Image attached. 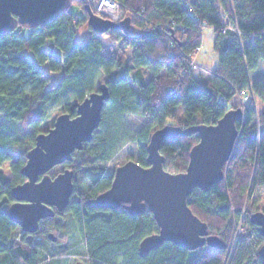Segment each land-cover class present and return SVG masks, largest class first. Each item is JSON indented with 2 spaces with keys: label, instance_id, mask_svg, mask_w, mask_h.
<instances>
[{
  "label": "trees",
  "instance_id": "obj_1",
  "mask_svg": "<svg viewBox=\"0 0 264 264\" xmlns=\"http://www.w3.org/2000/svg\"><path fill=\"white\" fill-rule=\"evenodd\" d=\"M115 1L123 18L130 17L126 29L98 31L89 23L87 0H73L83 14L77 16L68 7L62 17L46 25L19 24L0 36V264L66 263L71 247L51 229L57 240L48 237V229H42L45 220L63 233L70 232L72 223L78 224L85 236L88 264H264L259 254L264 237L257 226L256 235L247 233L238 240L229 262L226 248L205 244L189 250L171 240L142 256V238L160 229L149 210L132 215L124 207L98 209L87 204L111 187L115 169L108 172L102 163L122 142L138 141L142 149L136 160L149 166L146 145L155 129L166 124L184 128L215 124L231 108L242 107L244 117L237 122L238 139L224 165V177L210 191L196 187L188 204L207 222L210 234L219 235L227 245L246 198L249 223L253 213L264 211L254 203L256 190L264 188V107L258 110L256 104H264V78L251 77L264 60V0ZM92 9L102 19L109 18ZM204 25L215 29L220 62L207 80L196 74L200 65L194 66ZM24 29L29 35H24ZM81 30L85 35H78ZM46 44L59 48L62 55L45 48ZM45 68L63 72L60 81L51 84ZM103 82L110 88V97L100 127L63 167L74 169L71 203L42 220L37 232L22 231L15 237L19 225L9 217L14 202L11 189L26 181L21 170L37 134L52 127L49 118L56 112L75 117L73 106ZM242 91H252L254 98L239 101ZM132 113L146 116L150 124L128 131L122 118ZM20 126L32 127L34 132L28 136ZM199 140L195 132L166 138L160 148L165 169L186 171L191 148Z\"/></svg>",
  "mask_w": 264,
  "mask_h": 264
},
{
  "label": "water",
  "instance_id": "obj_2",
  "mask_svg": "<svg viewBox=\"0 0 264 264\" xmlns=\"http://www.w3.org/2000/svg\"><path fill=\"white\" fill-rule=\"evenodd\" d=\"M86 2V0H79ZM73 0H0V36L17 28L19 24L35 27L46 25L63 16ZM89 23L100 32L109 28L126 29L130 17L114 21L94 13L86 2ZM110 97L105 82L83 102L73 106L77 115L60 113L54 125L36 136V142L26 155L22 174L26 181L12 187L13 203L8 209L10 219L26 233L39 230L42 220L54 217L71 203L75 192L74 169L65 168L57 175L49 171L58 164L73 160V153L85 147L100 127L103 108ZM244 117L243 108H231L215 124H198L184 128L178 124H166L155 129L146 145L147 163L143 166L136 159H128L115 168L111 187L87 200L91 208H126L132 215L149 210L158 227V233L148 234L139 244L140 254L147 256L166 241L184 245L189 250L207 244L225 249L227 243L219 235L210 234L209 225L196 215L188 204L191 192L196 188L210 191L225 175L224 165L230 160L238 139L237 122ZM199 133V142L191 148L189 165L184 172H170L164 167L162 143L168 137ZM264 237V211L257 210L250 216ZM48 237L57 240L54 232ZM259 254L264 257V245ZM73 264H88L76 261Z\"/></svg>",
  "mask_w": 264,
  "mask_h": 264
},
{
  "label": "rangeland",
  "instance_id": "obj_3",
  "mask_svg": "<svg viewBox=\"0 0 264 264\" xmlns=\"http://www.w3.org/2000/svg\"><path fill=\"white\" fill-rule=\"evenodd\" d=\"M70 10L78 16L83 14L81 8L78 6L77 3L73 2L70 6H69ZM83 30V27H82ZM82 30L80 31V33L78 34L80 35H85V33L82 32ZM202 48L197 51V54L195 56V60L196 63L200 65L199 70H196V74L197 76L202 79V80H207L211 75V70L216 69L217 66H219L220 62H219V53L217 50H215V37H216V32L215 29L210 26V25H204V27L202 28ZM24 35H29V31L27 29L23 30ZM45 48H47L48 50H51L52 52L54 51L55 53H57L59 56L62 55V51L59 48H54V47H49L47 44L44 45ZM131 51L129 50V52H127V55L130 57L131 55ZM48 72V74H50V80H51V84L55 83V82H59L61 76L63 75V72L61 71H51L47 68H45ZM251 77L252 78H264V60L261 61L260 66L256 69L253 70L251 73ZM246 101V99L242 96L239 97V101ZM256 104L258 105V110H262V108L264 107L263 103H260L259 101L256 102ZM59 113L56 112L54 113L50 118V124L53 126L54 125V120L56 119V116ZM123 123L122 126L127 128L128 131H132V132H137L140 131L142 128H144V126H147L148 124H150V119L147 118L146 116H141V115H137V114H125L124 117L122 118ZM175 123V122H174ZM18 125V124H17ZM19 126V125H18ZM23 129V132L26 133V135L31 136V134L34 132V128L29 127V128H23L22 126H20ZM141 145L138 141L135 140H129V141H124L121 143V147L118 149V151L112 156V158L107 161V162H103L102 164H105L108 168V172H113V170L122 165L124 161H127L128 159H138L141 155ZM68 163H64V164H58V166H55L53 169H51L49 171L51 176L57 175L60 171L64 170L65 168L64 165H66ZM254 199H255V204L259 205V207H261L262 209H264V188L262 189H257L255 194H254ZM253 200V199H252ZM248 199H245V205L244 208H242V210L240 211L241 215H237L234 218L233 224V230H232V238L229 239L228 241V245L226 247L227 251H226V256L228 257V262L230 259V256L232 255V253L234 252V250L236 249V244L239 242L238 240L241 239L243 236H245L247 233L251 234V235H256L254 234L255 232V226L257 225H253L251 223H249L248 220V214L247 213V209L249 206L248 203ZM46 222L44 223L42 229L49 230L51 229L52 231L56 232L57 235L60 237V240H62V242L67 243L69 245V247H71L70 251V255L69 257H66V263L64 264H73L76 261H81V262H86V241H85V236L84 234H82L81 231H79L78 229V224H76L75 222L72 223V225H70L69 231L68 233H63L61 231L56 230L54 227H52V225L54 224L51 221L45 220ZM22 228L19 226L16 230H15V237L19 236L22 234ZM257 231V230H256ZM42 237V235L38 236L37 238L40 239ZM50 250L53 249V247L50 245L49 246ZM67 256V255H66ZM52 256H50L51 258ZM65 258V257H64ZM52 262V261H51ZM47 264V263H45Z\"/></svg>",
  "mask_w": 264,
  "mask_h": 264
},
{
  "label": "built area",
  "instance_id": "obj_4",
  "mask_svg": "<svg viewBox=\"0 0 264 264\" xmlns=\"http://www.w3.org/2000/svg\"><path fill=\"white\" fill-rule=\"evenodd\" d=\"M98 13H101L103 15H107L109 18H111L114 21H119L123 18L124 13L120 9V4L118 1L115 0H87ZM202 48V46L197 47V51H199ZM196 62V60H195ZM198 64L195 63L194 66H197ZM242 96L246 99V101L251 100V98H254V94L251 92H245L242 91Z\"/></svg>",
  "mask_w": 264,
  "mask_h": 264
},
{
  "label": "flooded vegetation",
  "instance_id": "obj_5",
  "mask_svg": "<svg viewBox=\"0 0 264 264\" xmlns=\"http://www.w3.org/2000/svg\"><path fill=\"white\" fill-rule=\"evenodd\" d=\"M49 233V232H48ZM86 263V262H85Z\"/></svg>",
  "mask_w": 264,
  "mask_h": 264
}]
</instances>
